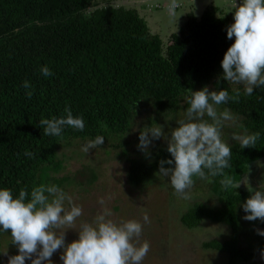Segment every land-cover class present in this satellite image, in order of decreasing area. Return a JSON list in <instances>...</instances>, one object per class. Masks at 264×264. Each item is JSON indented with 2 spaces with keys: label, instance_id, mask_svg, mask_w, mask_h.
Listing matches in <instances>:
<instances>
[{
  "label": "trees",
  "instance_id": "1",
  "mask_svg": "<svg viewBox=\"0 0 264 264\" xmlns=\"http://www.w3.org/2000/svg\"><path fill=\"white\" fill-rule=\"evenodd\" d=\"M103 1L107 3L0 0V187L11 189L14 198L21 189L30 193L42 183L59 187L71 183L87 191L99 179L101 167L94 160L67 157L64 147L78 152L76 145L98 135L105 137L103 145L110 142L109 148L126 159L130 183L146 184L171 154L168 144L150 148L148 157L137 146H129L139 140L144 127L165 126L166 117L187 108L184 97L189 89L208 86L210 91L228 89L234 95L233 89L240 88L238 102L217 107L228 108L237 119L238 129L230 132L260 133L255 147L241 150L236 141L230 143L231 168L225 173L241 181V187L223 190L221 177L205 181L211 205L196 202L182 214L181 222L190 229L205 220L229 225L228 239L205 241L203 248L224 253L226 264H263L256 259L264 250V237L255 230L264 223L245 221L242 205L253 194L245 183L247 168L252 173L264 168V88L245 96L242 86L222 79L221 61L235 40L227 38L234 14L209 4L201 16L190 13L165 44L138 9ZM44 65L51 77L40 74ZM25 80L33 86L31 98L25 94ZM66 107L74 117L84 118V130L65 127L60 137L43 135L39 121L66 116ZM160 112L165 114L161 120ZM172 118L169 128L177 124L176 116ZM130 133L135 139L128 137ZM114 141L118 143L113 145ZM26 151L33 153L31 158ZM72 159L81 163L75 171L67 165ZM10 233L0 232V263L3 241Z\"/></svg>",
  "mask_w": 264,
  "mask_h": 264
},
{
  "label": "clouds",
  "instance_id": "2",
  "mask_svg": "<svg viewBox=\"0 0 264 264\" xmlns=\"http://www.w3.org/2000/svg\"><path fill=\"white\" fill-rule=\"evenodd\" d=\"M176 7L175 0H170L169 15H175ZM233 10L234 23L227 27V38L235 40L221 61L222 79L231 86H242L243 95L252 96L254 88H264V0H240V6L235 2ZM39 72L45 78L53 75L47 65L40 67ZM23 88L31 98L34 91L30 81L25 80ZM233 92L234 95H230L228 89L210 91L208 86L197 91L189 89L184 97L188 105L184 117L177 120L179 126L171 129L170 135L159 124L140 132L137 147L146 157L150 156L149 147L154 140L163 137L167 141L171 158L160 161L158 173L168 178L178 197L190 199L194 177L209 183L212 178L221 177L220 185L226 191L241 187V181L236 182L225 173V169L231 168L232 145L222 139L226 122H234L235 117L228 108L218 111L217 107L230 100L238 102L242 94L240 88H234ZM65 112L66 116L39 121L43 135L60 137L65 127L84 130L82 116L74 117L67 107ZM231 138L243 150L255 147L260 133H233ZM104 139L102 135L96 136L82 146V151L88 153L90 149H97L104 144ZM24 155L31 158L33 153L26 151ZM248 190L253 194L242 205L243 219H259L264 223V186L254 190L248 185ZM98 203L103 211L92 222L82 223L79 238L66 245L65 232L73 229L71 226L83 215V209L61 187L42 183L34 186L30 193L21 189L15 198L11 189L0 187V232L10 229L11 241L19 250V254L9 258L8 264H25L26 259H31V264H53L51 257L59 249H63L60 257L63 264H143L150 244L141 243L140 238L144 225L150 223L149 216H143V223L137 220L116 222L109 218L112 211L105 201L100 199ZM255 231L264 237V229ZM260 256L264 259V250L260 251Z\"/></svg>",
  "mask_w": 264,
  "mask_h": 264
},
{
  "label": "rangeland",
  "instance_id": "3",
  "mask_svg": "<svg viewBox=\"0 0 264 264\" xmlns=\"http://www.w3.org/2000/svg\"><path fill=\"white\" fill-rule=\"evenodd\" d=\"M100 1L102 4L107 3V1ZM202 1L200 0L197 6H193L194 0H175L177 5L175 15H169L168 6L170 0H112V3L138 9L140 14L149 22L151 31L155 34H160L165 44H168L172 34L179 31L190 13L194 12L193 14H196V16H201L204 11V3ZM206 1L208 2L205 8L209 4L214 3L222 7L225 10V14H234L233 5L235 2L237 7L240 6V0ZM142 110L144 111V108ZM185 111L186 108H182L176 113H171V115L176 116L178 120L184 117ZM163 115L165 114L160 112L158 118L160 119ZM171 115L164 119L165 126H163V130L168 135H170L171 129H174L173 127H168V122L172 118ZM236 121L237 119L235 118L234 122H226L222 130V139L229 144L235 141L231 138L235 132L230 131L238 129L235 124ZM143 122L144 124L147 123L146 118ZM178 126L177 123L175 128ZM242 133L243 131L239 130L236 134ZM134 136V133L128 135L132 139H135ZM86 143L76 145L79 153L73 152V147L67 150L69 145L64 147L67 157H81L83 162H92L94 160V163L101 167L98 170L99 179L90 189H86L87 191L73 186L71 183H66L61 187L72 197L73 202L83 209V215L71 226L73 229H68L65 232L66 245L79 238L78 229L82 223L92 222L94 217L103 211L102 206L98 203L100 199H103L106 207L112 211V216L109 218L116 222L137 220L143 223V216L145 214L149 216L150 223L144 225L140 238L141 243L147 241L150 244V250L143 264L227 263V257L224 253L204 249L203 242L214 238L228 239L231 234L229 225L205 220L198 227L190 229L181 222L182 214L193 207L196 202H204L211 205V197L207 192L205 181L194 180V186L189 193L190 199L178 197L167 181L168 178L161 177L159 173L151 177L146 184L135 186L129 180V164L124 157L117 155L109 148L110 142H106L102 146L103 148L90 149L88 153L82 151V146ZM117 143V141H114L113 145ZM130 143L129 146L135 147L139 144V140L137 139ZM166 144L167 141L162 137L159 140H154L149 149ZM104 152L107 154L102 156L100 153ZM67 165L69 170L75 171L81 163L76 159H72ZM245 177L248 182L246 183L247 186L251 185V187L254 186L258 189L261 185L264 186V168L256 169L252 173L249 167L246 170ZM142 197L143 199H141ZM66 206L70 208L67 202ZM62 252L63 249H59L53 254L51 257L53 264H63L60 258ZM17 254H19L17 245L12 243L11 236L6 237L3 241V260L0 264H8L9 258ZM258 254L256 260L262 261L264 264V259L261 258L260 253ZM32 258H35V254H33ZM25 264H31V259H26Z\"/></svg>",
  "mask_w": 264,
  "mask_h": 264
},
{
  "label": "crops",
  "instance_id": "4",
  "mask_svg": "<svg viewBox=\"0 0 264 264\" xmlns=\"http://www.w3.org/2000/svg\"><path fill=\"white\" fill-rule=\"evenodd\" d=\"M194 2H199V3H200V0H194ZM207 2H208V1H206V0H203V1H202V3H204L203 10H204V8H205ZM197 5H198V4H196V6H197Z\"/></svg>",
  "mask_w": 264,
  "mask_h": 264
}]
</instances>
